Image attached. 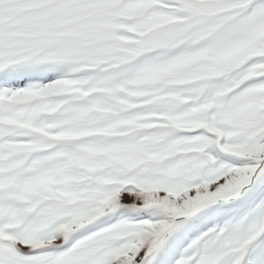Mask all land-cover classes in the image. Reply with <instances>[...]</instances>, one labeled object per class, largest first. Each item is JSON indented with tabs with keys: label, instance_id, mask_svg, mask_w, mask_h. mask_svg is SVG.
<instances>
[{
	"label": "snow or ice",
	"instance_id": "obj_1",
	"mask_svg": "<svg viewBox=\"0 0 264 264\" xmlns=\"http://www.w3.org/2000/svg\"><path fill=\"white\" fill-rule=\"evenodd\" d=\"M0 264H264V0H0Z\"/></svg>",
	"mask_w": 264,
	"mask_h": 264
}]
</instances>
